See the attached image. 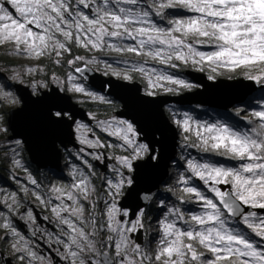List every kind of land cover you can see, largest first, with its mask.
<instances>
[{"label": "snow or ice", "instance_id": "snow-or-ice-1", "mask_svg": "<svg viewBox=\"0 0 264 264\" xmlns=\"http://www.w3.org/2000/svg\"><path fill=\"white\" fill-rule=\"evenodd\" d=\"M6 44L19 55L48 58L56 65L72 54V45L144 58L141 63L117 61L119 67L79 55L66 62L103 63L105 75L128 82L138 73L147 81V97L156 96L158 89H190V83L166 70L181 66L207 70L209 80L221 69L240 71L264 90V0H0V45ZM149 60L163 67L148 66ZM84 71L77 66L64 80L53 73L29 85L31 104L39 106L43 125L54 129L71 120V132L83 146L75 154L80 163L68 173L70 183L51 184L41 194L42 185L29 174L34 186L30 194L56 225L54 233L33 228L32 236L40 231L63 264H264V102L247 111L236 107L211 122L194 119L187 111L172 112L169 120L184 148L220 159L183 153L179 176L169 177L168 167L180 161L173 158L166 164L165 141L155 134L149 137L140 121L123 115L98 119L88 113L94 122L89 124L48 103L50 97L41 90L50 81L58 86L56 92L113 105L114 100L77 82L74 73L82 77ZM11 81L23 82L19 74L0 75V137L14 131L12 118L28 108L27 102L17 108L21 100ZM91 161L105 163L112 173L100 191ZM14 163L24 167L19 159ZM22 192L29 194L28 187ZM173 196L196 210L168 206ZM122 198L132 203L125 207ZM20 203L16 192L0 196V230L14 239L15 258L21 264H53L15 226L12 215ZM149 205L163 209L154 249L134 239V234L143 235ZM26 223L36 224L31 211H26Z\"/></svg>", "mask_w": 264, "mask_h": 264}, {"label": "water", "instance_id": "water-1", "mask_svg": "<svg viewBox=\"0 0 264 264\" xmlns=\"http://www.w3.org/2000/svg\"><path fill=\"white\" fill-rule=\"evenodd\" d=\"M80 67L85 68L82 77L81 74H76L85 83L95 91L120 103L121 109L116 113V116L123 115L125 118L140 121L149 137L155 134L156 139L165 141L163 154L166 164L173 158L178 159L182 147L179 130L171 125L166 107L171 105L202 106L229 111L261 90L259 85L244 78L212 81L207 79V75L204 73L188 70L185 75L198 85L197 89L176 96L147 97L143 95V86L139 82H128L106 76L85 64ZM14 90L21 100L20 108L24 107L25 102H27L28 108L12 118L14 127V131H10L12 137L22 141L33 165L39 168L52 166L61 169L64 164L63 150L69 146L77 147L69 127L71 122L66 121L54 129L47 128L40 120L39 106L31 104L33 97L30 88L14 84ZM53 92H55L54 96ZM45 93L50 97L49 104L64 107L75 120L91 122L86 111L70 95L56 92V87H52ZM125 102H127V106ZM12 137L10 138L12 139ZM172 165L167 169L169 177H171ZM104 167L105 163L102 164L103 169ZM121 203L127 207L132 201L122 198ZM139 236L141 235L138 233L137 237ZM9 262L12 264L10 259H7L5 264H9Z\"/></svg>", "mask_w": 264, "mask_h": 264}, {"label": "rangeland", "instance_id": "rangeland-1", "mask_svg": "<svg viewBox=\"0 0 264 264\" xmlns=\"http://www.w3.org/2000/svg\"><path fill=\"white\" fill-rule=\"evenodd\" d=\"M154 19H156V21H157L158 24H161L163 26H167L165 21H161V20H159V18H154ZM0 46L6 47L5 49H9L11 51V55L13 56V59L18 63L17 66H14V67L10 68L8 70V73H5V75L0 73V75L6 76V77H9V78L12 75H14V74H19V76H20V78H21V80L23 82L22 83H19V82L11 81L13 83V91L14 92H15V90H14V84H21V85H24V86L29 87L30 83H32V82H34L36 80H41V81L42 80H45L46 70L43 67V65L40 64L41 61H42V59H45V58H41L40 60H36V59L30 58V57H27V56L19 55V54L16 53L14 47L11 44L0 45ZM71 47H72V54L71 55H68L66 53L65 56H64V59L62 60V62H61L60 65L54 64L55 66H60L64 70V71H62V72H64L63 74L62 73L61 74L54 73L56 76H59L61 78V80L66 79L68 73L72 72V69H74L75 67H77V66H79L81 64H84L83 62H78L77 65H72V66H69L67 64L66 61L68 59H72L74 56H77V55L83 56L85 58V60H91V59L95 58L98 61H108L109 63H112L114 67H119L120 66L119 64H117V61H120V60H128V61L135 62V63H141V62H143V59H144V58L136 57V56H133V55L121 56V55H117L116 53L88 52L87 50L82 49V48H79V47H77L75 45H72ZM201 50H203V51H211V50H214V49L209 48V47H202ZM64 62H65V64H67L68 67H71V68H69V69L66 68L63 65ZM87 66H89V67L95 69L96 71L104 74V64L103 63H100V64H88ZM148 66L163 67V66H160V65H154L150 60L148 62ZM29 68H33V69H35V71L32 72V73H29L27 71V69H29ZM41 69H42V71H41ZM166 70L169 73H171V74H173V75H175V76H177L179 78L184 79L187 83H190L192 85V87L190 89H179L178 92H176V93H168V92H165L163 90H159L158 89L157 90V95H173V96H176V95H181V94H183L184 92H187V91H193V90H195V89L198 88V85H196L193 81L190 80V78H188L184 74V72H186L188 70H194V71H196L191 66H181L178 69H166ZM2 71L3 72H6L4 70H2ZM197 72H199V71H197ZM201 73H204L207 76L209 74L207 70H205L204 72H201ZM134 74L135 73H133L132 75L135 78L131 82H139L143 86V92L147 91L148 90V88H147V81L144 79V77L141 76L138 73H136L137 76H134ZM75 75H77V74H75ZM214 75H215V79L212 80V81H216L218 79H229V80H232L231 77H236L235 79L244 78L243 73L240 72V71L230 72V71H227V70H224V69H221L218 74H214ZM106 76H111V75L109 74V75H106ZM77 77H78L77 82L78 83H83L86 86V83L82 80V78L79 77L78 75H77ZM169 86L170 87H177V86H172V85H169ZM52 87H56L57 88L58 86L53 85L49 81L48 82V88L47 89H42L41 91H43V92L50 91ZM86 88L89 89L88 86H86ZM89 90L92 91L93 93L97 94V95H102L101 93H99L97 91L91 90V88ZM62 93H66V94H68L70 96L76 95L79 98V99H77L78 101H82V99L83 100L84 99H87V100L89 99L90 101H94V100H91L90 98H88L86 96H82V95H79V94H71V93H67V92H62ZM15 94L17 95L16 92H15ZM94 102H97V101H94ZM21 105H22V103L20 105H18L17 108H20ZM167 108H169V107H166V110H167ZM8 111L11 112V111H14V109L9 108ZM172 112L173 111H171V113ZM108 118H110V117H108ZM98 119H106V118H98ZM194 119H195V117H194ZM77 121H81V120H77ZM69 122H71V120H69ZM209 122H211V121H209ZM92 123H94V122L91 121V124ZM8 135H10V137H12V133L11 132H9ZM10 137L9 136L3 137V138L0 137V152L3 153V156H1L0 158L5 157V159H6L5 160L6 161L5 164H9V165H13V166L15 165L14 161L17 160V159H19L22 162V164L27 163L28 162L27 161L28 159H27L26 154L28 155V153L25 150L24 144L23 143H20L18 145V144L15 143V140L11 139ZM9 141H11V143ZM183 144H184V141L182 140V145ZM77 145H79V144L77 143ZM64 151H66V150L64 149L63 150V153H64ZM69 156H70V154H69ZM66 159H67L66 162L69 165H71V166L80 163V162H78V160H76L73 157H71V158L68 157ZM71 166L67 168V175H68V173L71 170ZM171 171H172L171 172V177H177L180 174V172H179V170L177 168H175V169H173ZM2 185L3 184L0 183V196H4V195H6L8 193H11L8 190H6V191L5 190H2V187H3ZM172 199H174V198H172ZM166 204L168 206L176 205L175 204V201H173V200L172 201L171 200L170 201H166ZM157 209H158V212L160 211L159 214L155 215L154 217H150V216H148L146 214V216L144 218V229L143 230L145 232V237H146V243H145L144 247L146 249H154L156 247V244L154 242V238L159 235V233H158L159 224H158L157 221H158L159 218H161V213L163 212V209L156 208V210ZM188 209H192L193 211H195L196 210V206L193 205V207H188ZM0 233H1V235H0V239H1L0 242L3 243V245L5 246L4 248L6 250L10 251L11 250L12 243L15 242L14 239H9L8 238V234L5 233V232H1L0 231ZM4 234L5 235L7 234L5 236L6 237V240L5 239H2V237L4 236ZM11 252H12V254H15V252H13L12 250H11Z\"/></svg>", "mask_w": 264, "mask_h": 264}, {"label": "flooded vegetation", "instance_id": "flooded-vegetation-1", "mask_svg": "<svg viewBox=\"0 0 264 264\" xmlns=\"http://www.w3.org/2000/svg\"><path fill=\"white\" fill-rule=\"evenodd\" d=\"M77 146L78 147L69 146L67 149H65L66 151L63 153L65 160L61 169H56L52 166L39 168L38 166L33 165L31 162L24 163V167L22 168H17L15 165L0 164V183L3 184L2 190H8L11 193H18L19 199L21 201L19 208L12 215L15 226L18 227L26 237L32 239L34 241L33 246L36 247V250L48 257L53 262V264H63V262L60 260L59 255L53 251L52 248H49V244L46 242V239H41L40 231L54 233L56 231L55 221L52 219L51 213L38 201H36L30 194L34 186L29 183L28 176L30 174L38 181L40 185H42V187L39 189L41 194H44L51 184L70 183L71 178L67 175V168L71 165L66 162V158H75L77 150L82 147L81 145ZM91 162L94 164L95 171L93 182L96 185L97 190L100 191L103 187V180L105 178H110L112 173L108 170V168H102V164L104 163H98L96 161ZM106 163L111 165L112 161H106ZM81 167L83 166L81 165ZM25 169H27V171H25ZM25 186L28 187L29 194H24L22 192V187ZM3 211L7 212V209H3ZM26 211H31L36 217L35 225L32 223H26ZM36 227H39L40 231H37L35 236H32V230ZM0 231L4 232L3 230ZM142 232L143 235L139 237H137L138 234H134V239L138 243H141V245L144 247L146 243V237L144 230H142ZM6 235L4 234L2 239L6 240ZM4 247L5 246L3 243L0 242V264H5L7 259H10L12 264H21V262L15 258L17 254H12L11 250L8 251ZM53 248H55V245H53ZM24 264H27V261H25Z\"/></svg>", "mask_w": 264, "mask_h": 264}, {"label": "trees", "instance_id": "trees-1", "mask_svg": "<svg viewBox=\"0 0 264 264\" xmlns=\"http://www.w3.org/2000/svg\"><path fill=\"white\" fill-rule=\"evenodd\" d=\"M5 48L6 47L0 46V73L4 74V75H5V73H8V70L10 68L18 65V63L13 59V56L11 55V51L9 49H5ZM40 64L43 65V67L46 70L45 78L47 76L52 75L53 73H59V74L64 73V72H62V71H64L63 68H61L60 66H55L51 59H47V58L42 59ZM63 65L68 69L71 68V67H68L67 64H65V62ZM2 70L6 71V72H3ZM72 71H73V69H72ZM184 74H185V72H184ZM134 76H137V74L135 73ZM231 78L235 79L236 77H231ZM86 86H88L89 89L91 88L87 83H86ZM91 90H94V89L91 88ZM104 96H106V95H104ZM71 97L73 98V100L76 103L79 104V106H81L86 111L87 114L88 113H94L97 116V118H108V117L116 116V113L121 109L120 103L118 101L108 97V96H106L108 99H112L115 101V103L111 106L100 104L99 102L90 101L89 99L88 100L82 99V101H78L77 99H79V98L76 95L71 96ZM261 102H264V90H262V89L257 91L256 93H254L253 96H251L248 100L237 105L236 107L242 106L245 109V111H247L250 109L258 108ZM168 107L169 108H167V110H166L168 117L170 116L171 111L177 112V113H180V112L182 113L184 111H187L192 116H194L195 119L202 120V121H204V120L214 121L217 118L224 117L226 115V113L228 112V110H222V109L211 108V107H202V106L171 105ZM235 108H233L232 110H234ZM243 114L244 113L242 112L241 115H243ZM81 121L91 124V122H89V121H85V120H81ZM7 136L10 137V135H7ZM102 138H105V137L102 136ZM183 153H191L192 156H194L198 159H210V160H219L220 159L218 157L207 156L203 153H199L195 149H186L182 145V147L179 151V157L177 159L180 162L176 163L175 165H172L171 170H173L175 168H177L179 170L180 163H182V161L180 160V156ZM1 156H3V153L0 152V157ZM26 156L28 159L27 161L30 162L29 156L27 154H26ZM5 160H6L5 157L0 158V164H5V162H6ZM226 163H231V162H226ZM166 195H168V194L166 193ZM173 198L175 199V196H173ZM174 199H171V201L172 200L175 201L176 205L180 206L181 208H183L185 210L188 209V207H193V205H191V204H179V202L176 199L175 200ZM159 212H158V209L156 210V208L153 205H150L146 209V214L150 217H154L155 215L159 214Z\"/></svg>", "mask_w": 264, "mask_h": 264}]
</instances>
